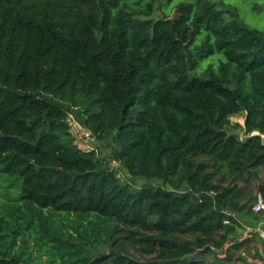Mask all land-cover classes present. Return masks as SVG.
Wrapping results in <instances>:
<instances>
[{
    "label": "trees",
    "instance_id": "obj_1",
    "mask_svg": "<svg viewBox=\"0 0 264 264\" xmlns=\"http://www.w3.org/2000/svg\"><path fill=\"white\" fill-rule=\"evenodd\" d=\"M172 1L0 0V264H264V0Z\"/></svg>",
    "mask_w": 264,
    "mask_h": 264
},
{
    "label": "rangeland",
    "instance_id": "obj_2",
    "mask_svg": "<svg viewBox=\"0 0 264 264\" xmlns=\"http://www.w3.org/2000/svg\"><path fill=\"white\" fill-rule=\"evenodd\" d=\"M180 1H188V0H173L172 1V5L179 3ZM171 7V5L169 6ZM169 7L166 8V11H169ZM254 13L249 14V16L255 20H259L261 21V23H264V11L261 12L258 15H253ZM160 14L159 12H155L154 17H158ZM250 22V20H249ZM254 24V23H251ZM231 122L233 124H238L240 126H242L243 124V119L242 117H232L231 118ZM73 124V122H71ZM73 134L76 136L77 139V143L79 144V146L82 149H90L95 147L94 144H90L87 143V139H82L83 136L79 134V130L76 129L74 131H72ZM97 146V144H96ZM258 176L261 178L262 183L264 185V173L262 171H260L258 173ZM252 196H256V194H258V192L255 190V186H253L252 184ZM20 193V184L19 181L16 178H4V177H0V195H6L7 197H9L10 199V205L14 204V202H12V199H15L18 194ZM0 200H4V199H0ZM6 201V198H5ZM8 202V201H7ZM6 202V203H7ZM44 213V214H43ZM41 215V219L39 220L38 217H36L34 219V223L33 225L29 228V230H27V239L29 241V245H32V249L35 250V252H33L31 254V256L29 257L30 253H27L25 255L22 256V258L27 260V264H45L46 262H49V259H53V252L50 248H48V245H52L53 243H47L48 241V237H43L44 232H45V228L47 229V226L44 225V222L47 221V216L49 214H51L54 218H56L54 225L56 228H60L62 226V223H64L65 221L69 220V217L66 213L64 212H54L52 210H47L44 211ZM45 218V220H44ZM39 223H41V226L38 227L37 225H39ZM38 238H41L38 241ZM45 256H42L43 254H45ZM49 253V254H48ZM58 262L56 264H58L60 262V260H57Z\"/></svg>",
    "mask_w": 264,
    "mask_h": 264
},
{
    "label": "crops",
    "instance_id": "obj_3",
    "mask_svg": "<svg viewBox=\"0 0 264 264\" xmlns=\"http://www.w3.org/2000/svg\"><path fill=\"white\" fill-rule=\"evenodd\" d=\"M262 183V180H261ZM255 185V182L252 183ZM263 185V183H262ZM264 188V185H263ZM241 225L245 228V233L243 237H249L250 234L248 233H258L264 232V215L260 216L257 219L251 218V217H242L241 218ZM261 253V252H260ZM255 264H261L259 260H254Z\"/></svg>",
    "mask_w": 264,
    "mask_h": 264
},
{
    "label": "built area",
    "instance_id": "obj_4",
    "mask_svg": "<svg viewBox=\"0 0 264 264\" xmlns=\"http://www.w3.org/2000/svg\"><path fill=\"white\" fill-rule=\"evenodd\" d=\"M71 122H73V124ZM70 125L72 127V131H74L76 129L79 130V134L83 136L82 139H87V143H90L92 141L91 138H90L89 132L88 131H84L83 129H81V127L75 121H73L72 119L70 120ZM90 149H93V148H90ZM112 166L116 168L117 167V163L113 162ZM252 210H253L254 213L264 212V201H263L262 196L260 194H257V199H256L255 204L252 207ZM259 236H260L262 242L264 243V232H259Z\"/></svg>",
    "mask_w": 264,
    "mask_h": 264
},
{
    "label": "water",
    "instance_id": "obj_5",
    "mask_svg": "<svg viewBox=\"0 0 264 264\" xmlns=\"http://www.w3.org/2000/svg\"><path fill=\"white\" fill-rule=\"evenodd\" d=\"M229 214H231V212H228Z\"/></svg>",
    "mask_w": 264,
    "mask_h": 264
}]
</instances>
